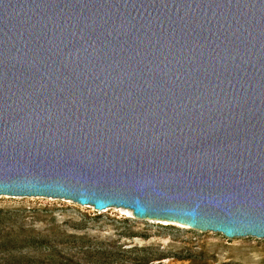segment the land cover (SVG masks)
I'll use <instances>...</instances> for the list:
<instances>
[{
  "label": "water",
  "instance_id": "obj_1",
  "mask_svg": "<svg viewBox=\"0 0 264 264\" xmlns=\"http://www.w3.org/2000/svg\"><path fill=\"white\" fill-rule=\"evenodd\" d=\"M264 239V0H0V198Z\"/></svg>",
  "mask_w": 264,
  "mask_h": 264
},
{
  "label": "rangeland",
  "instance_id": "obj_2",
  "mask_svg": "<svg viewBox=\"0 0 264 264\" xmlns=\"http://www.w3.org/2000/svg\"><path fill=\"white\" fill-rule=\"evenodd\" d=\"M0 264H264V239L138 219L121 208L1 197Z\"/></svg>",
  "mask_w": 264,
  "mask_h": 264
},
{
  "label": "bare ground",
  "instance_id": "obj_3",
  "mask_svg": "<svg viewBox=\"0 0 264 264\" xmlns=\"http://www.w3.org/2000/svg\"><path fill=\"white\" fill-rule=\"evenodd\" d=\"M122 210H124V209H122Z\"/></svg>",
  "mask_w": 264,
  "mask_h": 264
}]
</instances>
